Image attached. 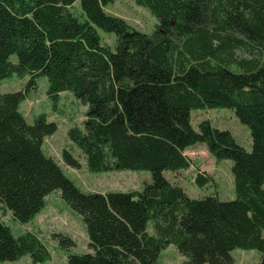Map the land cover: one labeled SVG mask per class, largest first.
I'll return each mask as SVG.
<instances>
[{
	"label": "trees",
	"instance_id": "16d2710c",
	"mask_svg": "<svg viewBox=\"0 0 264 264\" xmlns=\"http://www.w3.org/2000/svg\"><path fill=\"white\" fill-rule=\"evenodd\" d=\"M79 1L84 20L68 9L76 0H0V81L29 76L30 88L45 76L55 103L73 91L88 109L67 135L88 170H145L152 183L141 192L81 191L43 151L56 123L40 113L30 124L19 110L22 89L0 93V207L29 223L59 189L82 215L92 250L71 253L68 264H155L169 244L181 264H233L235 249L258 251L264 264V0H135L158 20L152 35L107 14L113 0ZM97 28L115 34L116 51ZM213 108L232 110L250 130V152L209 121L192 129L191 110ZM197 144L232 161L235 199L188 198L164 178L192 165L184 152ZM62 160L81 164L66 148ZM10 228L0 218V262L25 254L44 262L39 238ZM55 237L67 249L74 243Z\"/></svg>",
	"mask_w": 264,
	"mask_h": 264
},
{
	"label": "rangeland",
	"instance_id": "374dc122",
	"mask_svg": "<svg viewBox=\"0 0 264 264\" xmlns=\"http://www.w3.org/2000/svg\"><path fill=\"white\" fill-rule=\"evenodd\" d=\"M81 1L76 0L69 6L70 12L75 14L79 20H84V13L80 6ZM105 12L110 15L120 17L124 22L136 31L152 35L158 27V20L145 8L138 6L135 0H113L104 6ZM100 37V43L107 45L109 49L116 51L117 37L113 32H106L100 28L96 29ZM10 61L16 62V54L11 55ZM30 79L29 76L18 77L13 75L0 81V93L26 90L27 97L19 105V110L25 115L28 123H33L40 113L47 114L49 122L56 123L58 128L51 136H46L42 144L43 151L54 159L62 168L64 175H67L83 192H104L131 190L139 191L145 186L151 185L152 178L148 171H133L122 169L115 171L96 172L88 170L87 162L81 150L77 148L68 138L69 128L83 127V121L87 115V105L78 100L71 90L63 91L59 94L55 103L48 98L47 77L40 76L35 80V84L26 88ZM201 121H209L211 126L221 131H230L235 142L246 152H250L252 147L250 130L235 117L232 110L224 109H199L191 110L190 125L194 131H198ZM70 149L72 154L81 162L78 169L63 163L62 153L64 149ZM186 157H190L192 165L183 171L172 173L165 171L164 178L175 186H180L188 198L203 199V197H217L220 201L235 199L234 180L232 174V161H217L210 156L204 144H197L188 148L184 152ZM209 177V183L199 187L194 179L196 175ZM45 206L31 222L20 223L13 218L10 211L0 207V218L5 225L11 227L12 234L18 238L21 234L28 232L33 234L41 244L48 250V255L44 262H34L29 254H25L16 260H7L0 264H68L67 260L71 253L91 252L89 248V236L86 224L82 215L75 211L61 196L59 189L51 191L45 197ZM147 232L154 235L152 225L149 224ZM56 234L71 237L73 245L68 249L58 244L59 237ZM233 257V264H259L261 254L256 250H238L230 253ZM155 264H181L186 258L178 253L176 247L169 244L161 251Z\"/></svg>",
	"mask_w": 264,
	"mask_h": 264
},
{
	"label": "crops",
	"instance_id": "0c3cea01",
	"mask_svg": "<svg viewBox=\"0 0 264 264\" xmlns=\"http://www.w3.org/2000/svg\"><path fill=\"white\" fill-rule=\"evenodd\" d=\"M46 140V139H45ZM187 151V150H186ZM44 208V207H43ZM39 214H40V212H39Z\"/></svg>",
	"mask_w": 264,
	"mask_h": 264
}]
</instances>
